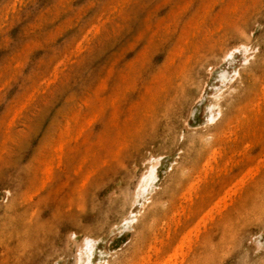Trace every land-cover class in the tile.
I'll use <instances>...</instances> for the list:
<instances>
[{
	"label": "rangeland",
	"instance_id": "obj_1",
	"mask_svg": "<svg viewBox=\"0 0 264 264\" xmlns=\"http://www.w3.org/2000/svg\"><path fill=\"white\" fill-rule=\"evenodd\" d=\"M203 1L204 3L203 5L201 3V6L206 9L202 8L201 10L200 6V10L197 11L200 2ZM212 1L213 0H132L131 2V0H120L118 4L117 0H0V161H2L0 162V216H2L0 217V221H6V225L2 223L3 221L0 223L5 225H1L3 227L2 229L0 228V231L3 230V232L0 233V264H175V262L176 264H242L243 259H240L241 256H239V249L237 246L240 243L239 241L244 240L243 238H245V236H247L248 239L244 248L247 254L253 257V261L249 264H260L259 259L264 256V225H260L256 218L255 220L254 218L250 219L248 211L244 213L242 207H247V203L250 202L249 199H252L251 201L254 199L257 204L262 205V203H264L261 202L264 201V194L260 195V193H264V159L262 160L264 153V131L262 132V130H264V111H262V107L264 108V95H262L263 98L262 96L257 97L258 89L260 90L258 94L259 92L261 93L262 90V93L264 92V88H262V85L264 86V0H215L214 3L217 2L216 4H213ZM109 3L110 6L107 5ZM113 4H116V6H114L117 7L115 10L112 8ZM244 5L245 8L243 7V9L242 6ZM210 7L211 10H209ZM229 8H235V11H230ZM108 9L111 10V13ZM177 10L179 11L177 12ZM203 10L205 11V16H202V14H204ZM106 11H108V14ZM173 12L177 13L173 16ZM195 12H197L200 19L202 17L201 20L199 19L197 21L199 23L203 21V25H206L203 26L205 30L201 29L200 31L202 23L198 24L196 22L195 19H198V16L196 17L197 14ZM215 13H217L216 17L220 16L222 19H220V17H218L219 19L215 18ZM99 16L103 20H101ZM119 16L121 18H119ZM232 16L235 17V19ZM97 17L101 20H99V26L97 25V23L99 24ZM190 18L195 21L191 19V23H189L190 27L187 28L186 24ZM93 19L95 21H92ZM229 19L234 20L229 21ZM89 20L92 22L89 23ZM211 20H213L214 24H212ZM87 22L93 24L89 25ZM94 23L99 27H96L99 30L97 31L98 33L94 32L95 35L89 38V36L92 35L90 32L95 29L94 27L91 28V26H95ZM121 23L123 24L120 25ZM173 23H176V26ZM196 23L198 24L199 31L196 28ZM110 25H112V27ZM113 25L116 26V29ZM191 25L194 26V29ZM213 25L216 26L213 27ZM88 27H90V29ZM104 27L106 29H104ZM102 28L103 31H101ZM184 28L191 31H187V34ZM82 29H84V32L88 30L86 31L87 33L85 32V34H83V31H81ZM163 29H165V31ZM168 31L171 32V34H169ZM205 31L209 33H205ZM101 34L103 35L102 38ZM168 34L170 36H168ZM161 35L163 36L161 37ZM242 35L246 37L249 36V39L247 38L248 41H246V37L243 39ZM84 36L89 39H84ZM188 36L194 40L188 39ZM105 37H108V39ZM109 37L111 38L109 39ZM185 38H187L188 41L184 40ZM197 39L198 41H196ZM76 43L78 45L80 44L77 47V51L80 49L78 51L80 53L78 54L75 50V55V53H73V48L77 45ZM185 43L187 46L185 45L184 47ZM84 44L87 45L85 46ZM178 44H183L181 47L183 49L177 48L180 46H178ZM198 44H201L200 47ZM175 45H177V47ZM233 48L238 49V51L232 50ZM72 49V55L69 56ZM86 49L88 51H86ZM182 51H189V53L186 55V53ZM64 53H67L66 57L69 56L67 57L68 60L67 58L65 59ZM80 54L83 55V57ZM225 54H229L230 58ZM183 55L185 56V61L188 62H184ZM62 57L63 61H67H62L65 64L61 62L59 67L58 65ZM80 58L81 60H78ZM222 58L226 59L222 61ZM179 60L181 61L179 62ZM242 60L245 61V63H242ZM178 62L181 66H179ZM61 64L63 65L61 66ZM173 65L176 66L173 67ZM53 66H55L54 68L57 70L58 67L61 69L56 73L54 69L51 72ZM221 71L226 72L227 77L225 81L219 76ZM43 72L46 79L42 74ZM53 73L56 75H53ZM47 77L49 79H54V81L50 82ZM232 77H234V79H232ZM43 79L49 81L41 82ZM59 79L61 80L59 81ZM189 81L192 85L196 83L193 85L194 87L190 85ZM38 82L43 84L40 85ZM48 82L50 83L48 84ZM45 83L47 85H45ZM197 84L199 86H197ZM233 84L234 87H232ZM186 85L188 86L187 88H185ZM36 86L38 88H36ZM189 86H191V89ZM255 86H257V89ZM195 89L197 90L194 91ZM181 92L183 94L180 95ZM26 96L31 97L28 99ZM169 96L173 99L169 98ZM177 96L180 98H177ZM214 96L218 97V99L214 98ZM25 97L27 100H25ZM252 97L256 98L255 100L257 101L260 97L258 102H263L257 104L255 103L257 101H254V98L252 100ZM91 98H93V101ZM177 99L179 101L178 103ZM112 100L113 102H111ZM182 100L185 102H182ZM25 101H27V103H25ZM250 103L252 104L251 106L249 105ZM90 105H92V110L91 108L88 109ZM213 105H215V107L218 106L215 108ZM22 106L24 107L22 108ZM210 106L211 108H209ZM252 106L257 108L251 109ZM19 108H21V111ZM248 109H250L249 112ZM257 109L261 112V114H259L261 115V119L259 120L263 122H259L261 124L260 126L257 123L259 116H257ZM241 111H247L246 113L252 115L249 116L247 114V116H249L247 117L245 115L246 113H244L243 116L246 117L244 118ZM16 112L18 113L16 114ZM217 113L219 115H217ZM74 114L75 117L73 116ZM91 114L93 115L90 116ZM103 114H105V116H103ZM100 116H103L101 118L104 119L105 122L101 120ZM66 117H68V119ZM92 117L96 118L93 119ZM208 117L212 118L211 121L214 122H208V120H210ZM253 117L254 120L252 121ZM12 118H14V121L11 123L10 121ZM76 118L79 120H75L74 122L73 120ZM107 118L112 121V124L108 122L109 120ZM247 118H251V124L247 121ZM65 119H67L69 124L67 129L65 125L67 121H65ZM8 122L9 124L7 125ZM236 122L238 126H236ZM244 124L249 127L250 125H255L252 129L246 126V129H248L245 133ZM115 125L118 127L117 129ZM8 126L10 131L7 129ZM119 126H121L122 129ZM167 126H169V129L166 128ZM226 126L228 129H226ZM257 126L261 128V131ZM80 127H84L82 131ZM105 127H108L107 130ZM237 127L238 129L236 132L233 128L236 129ZM58 128H60L64 134L61 135L62 131ZM230 128L232 129L230 130ZM72 129H75V132ZM103 129H105L107 133L105 130L103 131ZM12 130L14 132H12ZM64 130L68 131L66 132ZM112 130L118 134L116 135ZM227 130L231 132L233 130L234 135H232L233 132L231 133L229 131L230 135L229 132H226ZM241 130H243L244 134ZM260 132L263 135H261ZM223 133L230 135L229 137L231 139L228 135L225 137V134L223 139ZM59 134L62 138H60ZM246 134L247 136H245ZM136 135H139V138L135 139ZM242 135L245 136L244 138L247 137L248 139H243ZM53 138L55 139L52 140ZM59 138L63 140L60 142ZM217 138L220 141L223 139L222 141L225 142L224 144H227V146L221 142V145L223 144L225 146L223 147L222 145V148L219 146L220 143L217 142L220 149L218 147L212 149L217 146L215 145V141L218 140ZM199 139L201 140L199 141ZM233 139H235V141ZM17 140L19 141L17 142ZM110 140L111 143L113 140H116L115 143H112L113 146H111L112 144L110 145ZM164 140L166 141L164 142ZM229 140L232 142H229ZM54 141H57V143ZM62 141H64L65 144L61 146L58 145L62 143ZM2 142L4 144H2ZM79 142H81V144ZM233 142H236L234 143L235 145H233ZM241 142L244 143L246 147ZM51 143H55L53 145L55 147H53ZM199 143L201 145H199ZM212 143H215V146H212ZM102 144L104 145L103 149ZM73 145L74 148L76 146L80 149L77 150L75 148L76 151L74 150L72 152L70 151L72 149H70L68 151L69 154L67 151L65 152L67 147H73ZM237 145L242 147L239 148ZM59 146L62 149L58 150ZM110 148L112 149L110 150ZM233 148H235V152ZM189 149H191V151H189ZM218 149L221 150V155L218 153ZM54 150L56 152H54ZM209 150H212V152L214 151V153L216 152V154L213 155L216 159H213L212 152ZM238 150H241L243 154L241 152L239 153ZM123 152L126 155L123 154L124 156H121ZM206 152L208 153L207 156H210L206 157ZM51 153L56 156L49 155ZM84 153H86L87 156ZM223 153H225V155ZM234 153L235 155H233ZM236 153H239L240 156ZM231 154L234 157H230L232 161L230 160L231 162H227ZM43 155L45 157L48 155V157L45 158ZM95 155L96 158L94 157ZM41 156L42 161H38ZM223 156H227L226 168L223 167L225 166V158L223 159ZM54 157L55 159L57 157V159H53ZM122 157H124V159ZM209 157H212L211 160ZM65 158L67 159L66 162ZM74 158L78 160L76 159L74 161ZM151 158L155 161L150 160ZM207 158L211 161L212 170H210V162H207L208 166L205 168V159ZM258 158H260L261 161H257L259 160ZM157 160L159 161L158 163ZM255 160L258 162V169L254 164L256 163ZM45 161L46 164L41 163ZM122 161H124V163ZM149 161L152 162L149 163ZM204 161L205 165L203 164ZM49 162H51L50 164L52 166L48 164ZM73 162L78 163L77 166L73 164L74 168L72 170L73 166L71 167V165ZM252 162H254V165ZM84 164L85 166H83ZM87 164H90V167ZM156 164L157 166L155 168L154 165ZM178 164L180 168H184L179 170L180 168L178 169L177 167V171L175 167ZM249 164L254 166V169H252V166ZM150 165L154 166L156 175V178L149 188L150 191L148 189L145 191L146 193L144 192L145 194L143 193V196L135 197V193L140 187V179L143 175L147 174V171L151 167ZM201 165H204L205 170ZM32 166L36 168H32ZM113 166H115V169H113ZM249 166H251L250 170L247 169ZM217 167H219V169L221 168V172L217 171ZM84 168L89 169L86 171ZM101 168H104L103 171L106 173H104ZM35 169L39 170L36 171ZM69 169L72 171H69ZM199 169H202V171L200 172ZM245 169L248 171L249 175L246 174L247 176L245 175V178H243V173H247ZM60 170L63 171L61 172ZM82 170H85V172ZM107 170H110V172ZM203 170L209 173L206 172L207 175L205 174V176ZM251 170L255 172L252 173ZM30 171L33 173L31 172V174ZM45 172H47V178ZM54 172L59 174L56 175ZM102 172L106 175L109 173L108 177H106V175H101L103 174ZM250 173L253 174V177H251ZM63 174H65V176ZM66 174L70 177L67 178L68 176H66ZM82 174L84 175L83 178L81 177ZM197 174H199V177ZM238 175H243V177H239ZM100 176H102L101 178L103 181L99 178ZM204 176L206 177L205 180H203ZM236 176L237 179L242 178L240 181H243L244 185L240 181L239 183L237 179L238 185L234 184ZM77 177L81 179L76 180ZM220 177H222V179ZM194 178L196 180L197 178L200 179V181L197 180V182L200 183L199 185L195 184L197 182H195ZM223 178H225V180ZM92 181L94 183H92ZM192 181H194V183H191ZM213 181L216 183L213 184ZM208 183L209 185H206ZM228 183H233L237 188L235 194L233 192V188L235 189V187L231 186L233 184ZM28 184L30 187L26 186ZM55 184H60V186H58L63 188H59ZM87 185H89V187H86ZM91 185H93V187H91ZM195 185L196 191L195 189L193 191L192 189L193 187L195 188ZM239 185L241 188H238ZM183 186H187L189 191L187 193L185 192L186 194L184 193L185 196L183 195L185 200L182 195V197L179 196L182 194V190L186 188ZM227 186H229V189H232V191H230L234 195L230 194L231 192L229 190H225L228 188ZM230 186L232 188H230ZM25 187H28L27 190L30 188L32 189L27 191ZM56 187L59 189H55ZM221 187L223 189H221ZM261 187L263 188L261 189ZM218 188L222 191L220 189L218 190ZM23 189L26 190V193L21 192L24 191ZM83 189L84 192H82ZM47 190H50V192L47 193ZM185 190L187 191V189ZM216 190L218 192H223L225 190V192L221 195L222 193L220 194L216 192ZM252 190L255 192H252ZM209 191L210 193H208ZM227 191H229L230 196L227 195ZM19 192H21L22 195H20ZM78 192L82 193L78 194ZM212 192H214V194ZM55 193L59 194L55 196ZM224 193H226L227 196H225ZM45 194H47L46 197H42ZM61 194L65 196L62 195L60 199L59 196ZM193 194H197V196ZM219 194L221 195L220 201L224 200L222 196H229L228 199H225L226 202L224 200V205L229 202L230 199L232 202H230V204L227 203L226 206L221 208L218 204L223 206V204H221L222 202H217L219 200ZM250 194L253 195L251 196ZM204 195H211L212 197L207 196V199H204L206 198ZM258 195H260L262 199L260 196L258 197ZM71 196L72 198L70 199ZM190 196L192 199H190ZM249 196L251 197L249 198ZM185 197H187V199ZM188 197L191 200V205L189 204L190 200ZM196 197L200 202L193 199ZM38 198L41 199L40 202H38ZM255 198L257 200L260 198V200L257 201ZM209 199L212 207L214 204H217L216 206L220 208V212L217 213L215 206L211 215H209L210 212L208 213V217L207 214H205L207 208L208 211H210L209 209L212 211ZM187 200H189V202ZM58 201L59 203L62 202V204L65 203L61 205ZM162 201L164 202L157 205ZM185 201H187L189 205H186L187 202ZM195 201L199 208L197 205L193 206ZM213 201H216V203H213ZM182 202L183 204L179 207V204ZM10 203L12 204L10 205ZM153 203L154 206L156 205V208L149 213L150 209L154 208V206H152ZM172 203L173 205L175 203L179 208H176L175 205L173 206ZM204 204L205 206L207 205V207H205ZM9 205L12 207V210ZM171 205L173 210H175V207L179 213H177L176 210L172 212ZM183 205L185 206L184 208L187 207L189 210L186 208L188 212L184 211V216L182 217L181 209ZM15 206H17L16 209ZM230 206H232V208L227 210ZM5 207L6 209H4ZM58 208L60 210H58ZM124 208L126 211L129 210L135 213L134 219L130 221L131 225H128L129 222H125L122 216H120L121 214L119 212ZM255 210L257 209L255 208ZM167 211L172 213L169 214ZM56 212L57 214H55ZM158 212L160 213L157 214ZM236 212H238V214ZM63 213L66 214L65 217ZM173 213H176V215L180 217L174 216ZM193 213H197V215H193ZM202 213L206 216H202ZM212 213H215V215L213 216ZM230 213L231 215H229ZM188 214L189 217L187 216ZM59 215H62V219ZM245 215L249 218L245 217ZM24 216H26L27 219ZM252 216L254 217V214ZM59 218L61 220H59ZM72 218L76 219L74 220ZM169 218L170 220L172 219L173 224H171ZM24 219L28 222L26 223ZM175 219H178V221ZM9 220H11V223L7 222ZM15 223H18V225ZM168 223L170 226H168ZM192 223L194 225H191ZM205 224L206 229L202 227ZM182 225L183 227H181ZM223 225L228 228L226 229ZM237 225L241 227H237ZM18 226L22 229L21 232L19 231L21 229H15ZM22 227H24V229ZM167 227H169L168 230ZM243 227L244 229L241 230ZM98 228H100V230ZM180 228L184 230H180ZM188 228L192 230L199 229V231H196L198 239L195 238L194 231L191 232L194 236L193 234L190 235L193 241L191 244L189 243V245L186 242V238L189 239L188 237L191 230L188 231ZM27 229H29V231L26 232ZM173 231H175L176 234H173ZM184 231L188 232L185 233ZM183 233L185 234L184 236H182ZM202 234L204 236H202ZM72 235L75 236L72 237ZM166 235H168V237H166ZM185 236L187 237L185 238ZM181 237L185 238V241L182 242L184 243V245H182L183 249L180 245L182 244L180 241L183 240ZM85 238L93 239L92 263L84 262L85 250L83 251V248L85 249ZM159 239H163L162 241L160 240L163 244L158 242ZM196 239L197 241L194 242ZM221 241L222 244L220 243ZM153 245L154 247L152 248ZM176 245H180L179 247L182 250L179 248V252L176 253L177 258H175L176 256L174 255V259L171 251L173 248L171 247L176 249ZM219 245L221 246L219 247ZM188 246L190 247V251H188ZM210 246L212 249H209L211 248ZM156 248L159 249H157L159 252L156 251ZM222 249L224 251H222ZM186 251L189 253L187 254ZM77 252L80 253L79 255L81 256L75 254ZM171 253L172 256L169 257ZM182 253L188 256L185 257ZM180 255L184 258V261H181L182 258ZM208 255L212 257L208 258ZM77 260L81 261L79 262Z\"/></svg>",
	"mask_w": 264,
	"mask_h": 264
},
{
	"label": "bare ground",
	"instance_id": "obj_2",
	"mask_svg": "<svg viewBox=\"0 0 264 264\" xmlns=\"http://www.w3.org/2000/svg\"><path fill=\"white\" fill-rule=\"evenodd\" d=\"M117 1H118V4H119V1H120V0H117ZM214 1H215V0L212 1L213 4H216L217 2L214 3ZM216 1H217V0H216ZM218 1H219V0H218ZM248 1H249V0H248ZM254 1H255V0H254ZM131 2H132V0H131ZM134 2H136V1H134ZM222 2H223V1H222ZM244 2H245V1H244ZM110 3H111V2H110ZM110 3L107 4V5L110 6ZM201 3H202V5H203L204 1H203V2H200L199 9H198V7H197V11L200 10ZM220 3H221V2H220ZM242 3H243V2H242ZM245 3H246V2H245ZM252 3H253V2H252ZM118 4H117V5H118ZM222 4H223V3H222ZM248 4H250V3H248ZM248 4H247V5H248ZM111 5H112V4H111ZM190 5H191V4H190ZM190 5H189V6H190ZM225 5H228V4H225ZM247 5H246V6H247ZM114 6H116V4H115V5L113 4V6H112V8H114V10H115V8H117V7H114ZM208 6H209V5H208ZM208 6H207V7H208ZM211 6H212V5H211ZM130 7H132V6H130ZM230 7H231V6H230ZM234 7H235V5H234ZM239 7H240V6H239ZM243 7L245 8V5L242 6V8H243ZM112 8H111V10H112ZM119 8H120V7H119ZM202 8H204V7L201 6V10H202ZM235 8H236V7H235ZM235 8H234V9H235ZM244 8H243V9H244ZM132 9H133V8H132ZM173 9H174V8H173ZM176 9H177V8H176ZM204 9H206V8H204ZM207 9H208V8H207ZM229 9H230V11H231V10H234V9H231V8H229ZM229 9H228V10H229ZM238 9H239V8H238ZM111 10L108 9V11H109L110 13H111ZM126 10H127V9H126ZM171 10H172V7H171ZM209 10H211V7H210ZM226 10H227V8H226ZM108 11H106L107 14H108ZM124 11H125V8H124ZM178 11H179V10H177V12H178ZM203 11H204V10H203ZM206 11H208V10H206ZM230 11H229V13H230ZM234 11H235V10H234ZM238 11H240V10H238ZM106 12H105V13H106ZM112 12H113V11H112ZM126 12H127V11H126ZM128 12H129V10H128ZM177 12H175V13H177ZM180 12H181V11H180ZM208 12H209V11H208ZM208 12H207V13H208ZM225 12H227V11H225ZM105 13H104V14H105ZM175 13L173 12V16H174ZM185 13H186V12H185ZM195 13L197 14V12H195ZM203 13H204V14H202V16H203V15L205 16V11H204ZM104 14H103V15H104ZM179 14H180V13H179ZM196 14H194V15H196ZM213 14H214V13H213ZM216 14H217V13H215V16H214L215 18L220 17V16H217V17H216ZM226 14H227V13H226ZM109 15H110V14H109ZM194 15H193V16H194ZM176 16H177V15H176ZM197 16H198V14L196 15V17H197ZM200 16H201V15H200ZM178 17H181V16H178ZM232 17H233V16H232ZM99 18H101V17L99 16ZM99 18L97 17V20H98V21L100 20ZM104 18H105V16H104ZM119 18H121V17L119 16ZM119 18H118V19H119ZM193 18H194V17H193ZM207 18H208V17H207ZM212 18H213V16H212ZM226 18H227V17H226ZM233 18L235 19V17H233ZM107 19H108V15H107ZM191 19H192V18H190L189 21H188L187 24H186V25H187V28L190 27L189 23H191V21H190ZM199 19H200L199 16H198V19H197V18L195 19L196 22H197L198 24H200V23L203 22V21H202V22L200 21V23H199V22L197 21V20H199ZM201 19H202V17H201ZM201 19H200V20H201ZM209 19H211V18H209ZM218 19H219V18H218ZM220 19H222V18L220 17ZM234 19H229V21H230V20H234ZM97 20H96V21H97ZM101 20H103V19L101 18ZM101 20H100V21H101ZM111 20H112V19H111ZM176 20H177V18H176ZM192 20L195 21L194 19H192ZM205 20H206V18H205ZM213 20H214V18H213ZM213 20H211V21H212V24H214ZM223 20H224V19H223ZM223 20H222V21H223ZM89 21H90V20H89ZM89 21H88V22H89ZM92 21H95V20L93 19ZM92 21H90L89 23H91ZM98 21H97V22H98ZM100 21H99V24L97 23L98 26L100 25ZM121 21H122V20H121ZM123 21H124V19H123ZM123 21H122V22H123ZM177 21H178V20H177ZM193 21H192V22H193ZM220 21H221V20H220ZM88 22H87V23H88ZM102 22H103V21H102ZM112 22H113V21H112ZM115 22H116V21H115ZM117 22H119V21H117ZM215 22H216V21H215ZM89 23H88V24H89ZM107 23H108V22H107ZM193 23H194V22H193ZM197 23H196V25H197L196 28H197V30L199 31V29H198L199 27H198V24H197ZM88 24H87V25H88ZM92 24H93V23H92ZM92 24H89V25H92ZM114 24H115V23H114ZM122 24H123V23H121L120 25H122ZM125 24H126V22H125ZM128 24H129V23H128ZM173 24H174V23H173ZM175 24H176V23H175ZM175 24H174V25H175ZM203 24H204V23H202V26H201L202 28L200 27V31H201V29H204L203 26H206V25H203ZM218 24H220V23H218ZM94 25H95V26H91V28H92V27L95 28V29L93 28L95 31L92 30L93 33H94V32H97V31L99 30V29H98L99 27H98L95 23H94ZM108 25H109V24H108ZM115 25H116V24H115ZM115 25H113V27H114ZM117 25H118V23H117ZM120 25H119V26H120ZM192 25H193V24H192ZM192 25H191V27H193V29H194V26H192ZM194 25H195V24H194ZM105 26H106V25H105ZM110 26L112 27V25H110ZM125 26H126V25H125ZM165 26H166V25H165ZM165 26H164V27H165ZM175 26H176V25H175ZM175 26H174V27H175ZM210 26H211V25H210ZM215 26H216V25H213V27H215ZM85 27H86V26H85ZM96 27H98V28H96ZM117 27H118V26H117ZM167 27H168V26H167ZM185 27H186V26H185ZM220 27H221V26H220ZM220 27H219V28H220ZM88 28L90 29V27H88ZM88 28H87V29H88ZM119 28H121V27H119ZM123 28H124V27H123ZM172 28H173V27H172ZM187 28H186V29L184 28V30H185L186 32L188 31ZM89 29H88V30H89ZM96 29H97V30H96ZM104 29H106V28L104 27ZM115 29H116V26H115ZM174 29H175V28H174ZM189 29H190V28H189ZM193 29H192V30H193ZM83 30H84V29H82L81 31H83ZM88 30H85V32L88 31ZM108 30H109V29H108ZM121 30H122V29H121ZM163 30L165 31V29H163ZM169 30H170V29H169ZM172 30H173V29H172ZM195 30H196V29H195ZM195 30H194V31H195ZM204 30H205V29H204ZM206 30H207V29H206ZM92 31L90 32L92 35H91L90 33H88V34L91 35V36H89V38L95 35V33L93 34ZM101 31H103V28H102ZM122 31H123V30H122ZM170 31H171V30H170ZM189 31H191V30H189ZM189 31H188V32H189ZM202 31H203V30H202ZM213 31H216V30H213ZM85 32L83 31L82 33L85 34ZM108 32H110V31H108ZM113 32H114V30H113ZM116 32H117V30H116ZM172 32H173V31H172ZM183 32H184V31H183ZM188 32H187V34H188ZM206 32L209 33L208 31H205V33H206ZM210 32H211V31H210ZM79 33H80V31H79ZM82 33H81V34H82ZM86 33H87V32H86ZM97 33H98V32H97ZM111 33H112V32H111ZM111 33H110V34H111ZM168 33L171 34V32H169V31H168ZM192 33H193V32H192ZM192 33H191V34H192ZM241 33H242V34H245V33H243V32H241ZM106 34H107V33H106ZM108 34H109V33H108ZM160 34H161V33H160ZM162 34H164V33H162ZM169 34H168V36H170ZM200 34H201V32H200ZM79 35H80V34H79ZM104 35H105V34H104ZM112 35H114V34H112ZM112 35H111V36H112ZM192 35H193V34H192ZM194 35H195V34H194ZM202 35H203V32H202ZM202 35H201V36H202ZM233 35H234V34H233ZM245 35H246V34H245ZM245 35H242V38H243V39L246 37ZM77 36H78V35H77ZM85 36H88V35H85ZM85 36L83 37L84 39L87 38V37H85ZM102 36H103V35L101 34V38H102ZM117 36H118V35H117ZM162 36H163V35H161V37H162ZM168 36H167V37H168ZM203 36H204V35H203ZM211 36H212V35H211ZM235 36H236V35H235ZM79 37H80V36H79ZM79 37H78V38H79ZM98 37H99V36H98ZM119 37H120V36H119ZM164 37H165V36H164ZM189 37H190V36H188V39H192V38H189ZM191 37H192V36H191ZM248 37H249V36H247V37L245 38L246 41H248V39H249ZM89 38H87V40H88ZM105 38H106V37H105ZM110 38H111V37H109V39H110ZM114 38H115V37H114ZM183 38H184V37H183ZM247 38H248V39H247ZM84 39H83V40H84ZM106 39H108V37H107ZM188 39L185 38L184 40H187V41H188ZM198 39H199V38H198ZM198 39H197L196 41H198ZM200 39H201V37H200ZM209 39H210V37H209ZM209 39H208V40H209ZM79 40H80V38H79ZM79 40H78V41H79ZM192 40H194V39H192ZM201 40H202V39H201ZM208 40H207V41H208ZM78 41H77V42H78ZM93 41H94V40H93ZM98 41H100V40H98ZM190 41H191V40H190ZM81 42H82V41H81ZM84 42H86V41H84ZM88 42H89V41H88ZM102 42H103V40H102ZM102 42H101V43H102ZM183 42H184V41H183ZM183 42H181V43H183ZM185 42H186V41H185ZM176 43H177V42H176ZM181 43H180V44H181ZM186 43H187V42H186ZM186 43L184 44V47H185ZM201 43H202V41H201ZM242 43H243V42H242ZM76 44H77V43H76ZM180 44H178V46H179ZM204 44H205V42H204ZM206 44H207V43H206ZM79 45H80V44H79ZM79 45L77 44V45L73 48V49H74V52H73V49H72V51H70L69 56L72 55V54H71L72 52L75 53V52L77 51V49H78L77 47H78ZM84 45L86 46L87 44H84ZM88 45H89V44H88ZM182 45H183V44H182ZM182 45H180L179 47H177V45H175V46H176L177 48H181ZM198 45H199V44H198ZM200 45H201V44H200ZM200 45H199V47H200ZM186 46H187V45H186ZM193 46H194V45H193ZM202 46H203V45H202ZM83 47H84V46H83ZM190 47H191V46H190ZM190 47H188V48H190ZM237 47H238V46H237ZM242 47H243V45H242ZM242 47H241V48H242ZM88 48H89V47H88ZM243 48H244V47H243ZM248 48H249V46H248ZM248 48H247V49H248ZM256 48H257V47H256ZM175 49H176V48H175ZM181 49H183V48H181ZM200 49H201V48H200ZM244 49H245V48H244ZM247 49H246V51H247ZM75 50H76V51H75ZM79 50H80V49H79ZM79 50H78V51H79ZM176 50H177V49H176ZM179 50H180V49H179ZM186 50H188V49H186ZM228 50H229V49H228ZM230 50H231V49H230ZM232 50H234V51H238V49H234V48H233ZM78 51H77V52H78ZM82 51H83V50H82ZM86 51H88V50L86 49ZM192 51H193V50H192ZM192 51H191V53H192ZM244 51H245V50H244ZM246 51H245V52H246ZM182 52H183V51H182ZM79 53H80V52H78V54H79ZM174 53H175V52H174ZM183 53H186V55H187V53H189V51H188V52L185 51V52H183ZM204 53H205V52H204ZM207 53H208V52H207ZM228 53H229V52H228ZM238 53H239V52H238ZM242 53H243V52H242ZM66 54H67V53H66ZM66 54L64 53L65 59H66L67 57H69V56L66 57ZM75 55H76V53H75ZM80 55H81V54H80ZM175 55H176V54H175ZM184 55H185V54H184ZM184 55H183V60H184V62H188V61H185V59H184L185 56H184ZM191 55H192V54H191ZM202 55H203V53H202ZM225 55H227V56L230 58V55H229V54H225ZM64 56H63V57H64ZM81 56L83 57V55H81ZM203 56H204V55H203ZM227 56H226V58H227ZM231 56H232V55H231ZM63 57L61 58L62 60L60 59L59 65H58V63H57L58 61L56 62L57 65H58L59 67H60V63L63 61ZM201 57H202V56H201ZM223 57H224V56H223ZM250 57H251V56H250ZM78 58H79V57H78ZM204 58H205V57H204ZM226 58H222V61H223V59H226ZM243 58H244V57H243ZM76 59H77V58H76ZM67 60H68V58H67ZM67 60H65V61H67ZM78 60H81V58L78 59ZM183 60H182V61H183ZM65 61H63V62H65ZM180 61H181V60H179V62H180ZM200 61H201V60H200ZM246 61H247V59H246ZM63 62H62V63H63ZM179 62H178V64H179V66H181ZM198 62H199V61H198ZM242 63H245V61L242 60ZM246 63H248V62H246ZM260 63H261V61H260ZM63 64H65V63H63ZM63 64H61V66H62ZM182 64H184V63H182ZM198 64H199V63H198ZM200 64H201V63H200ZM176 65H177V64H176ZM176 65H173V67L176 66ZM54 67H55V66L52 67L51 72H52L53 69H54V72L56 73L58 70L61 69V68L59 69V67H58V70H57V69L54 68ZM192 68H193V67H192ZM55 70H56V71H55ZM208 70H209V69H208ZM196 72H197V71H196ZM55 73H53V75H54ZM59 73H60V72H59ZM66 73H67V72H66ZM236 73H237V72L235 71V74H236ZM42 74L44 75V72H43ZM42 74H41V75H42ZM63 74H64V73H63ZM233 74H234V73H233ZM235 74H234V75H235ZM55 75H56V74H55ZM195 75H196V74H195ZM236 75H237V74H236ZM49 76H50V75H49ZM219 76H220L221 79L224 80V81H225V79H226V77H227L225 71H221ZM229 76H230V75H229ZM40 77H42V76H40ZM44 77H45V75H44ZM44 77H42V78H44ZM50 77H51V76H50ZM193 77H195V76H193ZM54 78H55V77H54ZM39 79H40V78H39ZM39 79H38V81H39ZM45 79H46V77H45ZM45 79H43L44 81L41 80V82H47V81H49V80H50V82H51V81H54V79H52V78L49 79L48 77H47V79H49V80H46V81H45ZM191 79H192V77H191ZM191 79H190V81L192 82ZM232 79H234V77H232ZM60 80H61V79H59V81H60ZM194 80H195V79H194ZM222 80H220V81H222ZM190 81H189V83H190ZM199 81H200V79H199ZM41 82H38V83H40V85H42L43 83L41 84ZM50 82H48V84H49ZM62 82H63V81H62ZM196 82H197V81H196ZM263 82H264V80H263ZM38 83H37V84H38ZM58 83H60V82H58ZM222 83H223V82H222ZM187 84H188V83H187ZM195 84H196V83H195ZM195 84L193 83V85H195ZM45 85H47V84L45 83ZM188 85H189V84H188ZM190 85H191L192 87H194V86L192 85V83H190ZM222 85H223V84H222ZM191 86H189V88H190ZM197 86H199V85L197 84ZM204 86H205V85H204ZM260 86H261V85H260ZM260 86H258V87H260ZM187 87H188V86L186 85L185 88H187ZM195 87H196V86H195ZM232 87H234V84L232 85ZM253 87H254V86H253ZM256 87H257V86H255V88H256ZM36 88H38V87L36 86ZM199 88H200V87H199ZM199 88H198V89H199ZM262 88H264L263 85H262ZM34 89H35V88H34ZM190 89H191V88H190ZM190 89H189V91H190ZM256 89H257V88H256ZM192 90H193V89H192ZM196 90H197V89H195L194 91H196ZM214 90H215V89H214ZM261 90H262V89H261ZM34 91H35V90H34ZM38 91H39V90H38ZM47 91H48V90H47ZM258 91H260V90H259V89L257 90V97H258V96H262V95H264V92L262 93L263 90L261 91L262 94L259 92V94H261V95L258 94ZM30 92H31V91H30ZM182 92H183V91H182ZM182 92L180 93V95L183 94ZM202 92H203V90H202ZM32 93H33V92H32ZM32 93H31V94H32ZM31 94H30V95H31ZM46 94H47V92H46ZM27 95H29V94H27ZM32 95H33V94H32ZM42 96H43V95H42ZM26 97H28V96H26ZM26 97H25V100H27ZM29 97H31V96H29ZM29 97H28V99H29ZM186 97H187V96H186ZM218 97H219V95H218ZM218 97L214 96V98H216V99H218ZM255 97H256V96H255ZM169 98H171V97L169 96ZM177 98H180V97L177 96ZM181 98H182V97H181ZM184 98H185V95H184ZM188 98H189V97H188ZM188 98H186V99H188ZM253 98H254V97H252V100H253ZM262 98H263V96H262ZM38 99H39V98H38ZM92 99H93V98H91V100H92ZM171 99H173V98H171ZM182 99H183V98H182ZM255 99H256V98H254V101H257V100H255ZM259 99H260V97L258 98V101H259ZM39 100H40V99H39ZM120 100H121V99H120ZM158 100H159V99H158ZM92 101H93V100H92ZM92 101H91V103H92ZM107 101H108V100H107ZM249 101H250V100H249ZM258 101L255 102V103H257V104H258V103L261 104V103L263 102V101H262V102H258ZM111 102H113V100H112ZM178 102H179V101H178V99H177V103H178ZM182 102H185V101L182 100ZM25 103H27V101H25ZM106 103H107V102H106ZM252 103H253V102H252ZM255 103H253V104H255ZM92 104H93V103H92ZM174 104H175V103H174ZM257 104H255V105H256L257 107H259ZM93 105H94V104H93ZM114 105H115V104H114ZM179 105H180V104H179ZM249 105L251 106L252 104L250 103ZM91 106H92V105H90V107H88V109L91 108V110H92V107H91ZM107 106H108V105H107ZM174 106H175V105H174ZM211 106H212V105H211ZM211 106H210L209 108H211ZM217 106H218V105H217ZM217 106H216V107H217ZM23 107H24V106H22V108H23ZM179 107H180V106H179ZM213 107H215V105H213ZM216 107H215V108H216ZM257 107L252 106L251 109H253V108H257ZM247 108H248V107H247ZM247 108H246V110H247ZM249 108H250V107H249ZM19 109H20V111H21V108H19ZM172 109H173V108H172ZM206 109H207V108H206ZM213 109H214V108H213ZM262 109H263L262 111H264V108H263V107H262ZM218 110H219V109H218ZM257 110H258V109H257ZM20 111H19V112H20ZM32 111H33V110H32ZM176 111H177V110H176ZM249 111H250V109H248V112H249ZM207 112H208V111H207ZM210 112H211V110H210ZM241 112H242V111H241ZM246 112H247V111H246ZM246 112L243 111V112H242V113H243L242 116H243L244 113H246ZM255 112H256V111H255ZM259 112H260V110H258V114H257V116H258L259 114H261V112H260V113H259ZM17 113H18V112H16V114H17ZM215 113H216V112H215ZM218 113H219V112H218ZM218 113H217V115H219ZM32 114H33V113H32ZM32 114H31V115H32ZM72 114H73V113H72ZM76 114H77V113H76ZM94 114H95V113H94ZM115 114H116V113H115ZM139 114H140V113H139ZM208 114H210V113H208ZM211 114H212V113H211ZM240 114H241V113H240ZM247 114H248V113H246L245 115L247 116ZM263 114H264V113H263ZM92 115H93V114H91L90 116H92ZM95 115H96V114H95ZM248 115H249V114H248ZM251 115H252V114H251ZM251 115H249V116H251ZM70 116H71V115H70ZM73 116L75 117V114H74ZM103 116H105V114H103ZM103 116H100V118L103 117ZM107 116H108V115H107ZM110 116H111V115H110ZM110 116H109V117H110ZM211 116H212V115H211ZM249 116H247V117H249ZM253 116H254V115H253ZM262 116H263V115H262ZM64 117H65V116H64ZM109 117H108V118H109ZM174 117H175V116H174ZM216 117H217V116H216ZM216 117H214V118H216ZM243 117H244V116H243ZM263 117H264V116H263ZM263 117H262V118H263ZM14 118H15V117H14ZM14 118L11 119V121H10L11 123L14 121ZM24 118H25V117H24ZM66 118L68 119V117H66ZM77 118H78V117H77ZM77 118L74 119L73 121L75 122V120H77ZM92 118L95 119L96 117H95V118L92 117ZM108 118H107V119H108ZM240 118H241V117H240ZM244 118H246V117H244ZM26 119H30V118H26ZM67 119H65V121H67ZM208 119H210V120H208ZM208 119H207L208 122H210V123L214 122V121H211L212 118H209V117H208ZM256 119H257V118H256ZM259 119H261V115L258 116V122H257L258 125L260 126V125H261L260 123H261L262 121H260ZM78 120H79V119H78ZM78 120H77V121H78ZM101 120L104 121V119H102V118H101ZM108 120H109V121H108ZM108 120H107V121L110 122V123L112 124V121H111L110 119H108ZM215 120H216V119H215ZM250 120H251V118H250V119L247 118V121L251 124ZM253 120H254V117L252 118V121H253ZM262 120H263V119H262ZM25 121H26V120H25ZM227 121H228V120H227ZM239 121H240V119H239ZM239 121H238V123H239ZM69 122H70V120H69ZM104 122H105V121H104ZM108 122H107V123H108ZM229 122H230V121H229ZM259 122H260V123H259ZM263 122H264V121H263ZM263 122H262V123H263ZM11 123H10V125H11ZM17 123H18V122H17ZM66 123H67V124H66ZM66 123H65V125H66L67 127H66V126H65V127H66V129H67V128H68V125H69V124H68V121H67ZM82 123H83V122H82ZM82 123H80V124H82ZM84 123H85V122H84ZM210 123H208V124H210ZM236 123H237V122H236ZM238 123H237L236 126H238ZM241 123H242V122H241ZM254 123H255V122H254ZM8 124H9V122L7 123V125H8ZM62 124H63V123H62ZM62 124H61V126H62V128H63V125H62ZM73 124H74V123H73ZM73 124H72V125H73ZM170 124H171V123H170ZM226 124H227V122H226ZM25 125H26V124H25ZM70 125H71V124H70ZM105 125L108 126L107 124H105ZM172 125H173V124H172ZM244 125H245V124H244ZM244 125H243V126H244ZM254 125H255V124H253L252 126L250 125L251 129H252V127H253ZM21 126H22V125H21ZM27 126H29V125H27ZM27 126H26V127H27ZM115 126H116V125H115ZM246 126H248V125H245V126H244V127H245V130H246V131H244L245 133L247 132V129L250 128V127L248 126V128L246 129ZM259 126H257V127H259ZM108 127H109V126H108ZM108 127H107V128H108ZM119 127L121 128V126H119ZM168 127H169V126H167L166 128H168ZM172 127H173V126H172ZM172 127H171V128H172ZM226 127H227V126H226ZM239 127H240V126H239ZM257 127H256V128H257ZM8 128H9V126L7 127V129H8ZM13 128H14V127H13ZM28 128H29V127H28ZM82 128H84V127H80L81 131H82ZM105 128H106V127H105ZM107 128H106V130H107ZM115 128L117 129L118 127L116 126ZM120 128H119V129H120ZM171 128H170V129H171ZM224 128H225V127H224ZM240 128H241V127H240ZM58 129L61 130L60 128H58ZM64 129H65V128H64ZM121 129H122V128H121ZM121 129H120V130H121ZM168 129H169V128H168ZM172 129H173V128H172ZM226 129H228V127H227ZM231 129H232V128H230V130H231ZM237 129H238V127H237L236 129L233 128V130L236 131V132H237ZM259 129H260V131H261V128H260V127H259ZM8 130H9V129H8ZM72 130H74V132H75V129H72ZM104 130H105V129H103V131H104ZM106 130H105V131H106ZM120 130H118V131H120ZM164 130H166V129H164ZM174 130H175V129H174ZM230 130H229V131H230ZM233 130H232V132H233ZM253 130H254V129H253ZM255 130L257 131L258 129H255ZM9 131H10V130H9ZM24 131H25V130H24ZM61 131H62V130H61ZM64 131L67 132L68 130H64ZM81 131H80V132H81ZM112 131H113V130H112ZM118 131H116V132H118ZM136 131H137V130H136ZM167 131H169V130H167ZM220 131H221V130H220ZM229 131L227 130L226 132H229ZM241 131L243 132V130H241ZM241 131H240V133H241ZM251 131H252V130H251ZM251 131H250V132H251ZM258 131H259V130H258ZM263 131H264V130H262V132H263ZM12 132H14V131L12 130ZM113 132L115 133V131H113ZM146 132H147V131H146ZM224 132H225V131H224ZM230 132H231V131H230ZM230 132H229V134H230ZM232 132H231V133H232ZM236 132H235V133H236ZM244 132H243V134H244ZM5 133H6V129H5ZM57 133H58V132H57ZM57 133H56V134H57ZM103 133H104V132H103ZM106 133H107V131H106ZM106 133H105V134H106ZM110 133H111V132H110ZM140 133H141V132H140ZM140 133H139V134H140ZM260 133H261V132H260ZM62 134H64L63 131L61 132V135H62ZM68 134H69V132H68ZM111 134H112V133H111ZM115 134H116V133H115ZM117 134H118V133H117ZM117 134H116V135H117ZM220 134H221V133H220ZM224 134H225V137H227L226 135H228V134H226V133H223V134H222V137L224 136ZM238 134H239V133H238ZM59 135H60V134H59ZM59 135H58V136H59ZM61 135H60V138H62ZM79 135H80V134H79ZM142 135H143V134H142ZM164 135H165V133H164ZM177 135H178V134H177ZM214 135H215V134H214ZM230 135H231V134H230ZM230 135H228V137H229ZM232 135H234V132H233ZM256 135H257V134H256ZM256 135H255V136H256ZM261 135H263V134L261 133ZM19 136H20V135H19ZM22 136H23V135H22ZM63 136H64V135H63ZM118 136H119V135H118ZM133 136H134V135H133ZM136 136H137V135H136ZM136 136H135V139H136V138H139V137H138L139 135H138L137 137H136ZM216 136H217V135H216ZM240 136H241V134H240ZM242 136H243V139L246 140L247 137H246V138H244V137L247 136V134H246L245 136H244V135H242ZM257 136H259V135H257ZM55 137H57V136H55ZM210 137H211V136H210ZM218 137H219V136H218ZM220 137H221V136H220ZM222 137H221V138H222ZM234 137H236V136H234ZM234 137H232V138H234ZM238 137H239V136H238ZM19 138H21V137H19ZM60 138H59V139H60ZM63 138H64V137H63ZM229 138H230V137H229ZM54 139H55V138H53L52 140H54ZM68 139H69V138H68ZM116 139H117V138H116ZM165 139H167V138H165ZM175 139H176V138H175ZM217 139H218V138H217ZM223 139H224V137H223ZM223 139H222V140H223ZM230 139H231V138H230ZM241 139H242V138H241ZM243 139H242V140H243ZM247 139H248V138H247ZM256 139H257V138H256ZM0 140H1V138H0ZM19 140H20V139H19ZM19 140H17V142H18ZM52 140H51V141H52ZM61 140H63V139H60V142H61ZM64 140H65V138H64ZM105 140H106V139H105ZM192 140H193V139H192ZM192 140H191V141H192ZM200 140H201V139H199V141H200ZM215 140H216V138H215ZM215 140H214V141H215ZM218 140H219V139H218ZM218 140L215 141L216 144H215V143H212V144H211L212 146H213L214 144L217 145V146L214 145L215 147H213V148L211 147L212 149H215L216 147H218V143H220V145H219L220 147H222V145L225 143V142H223L222 140H221V141H220V140L218 141ZM233 140L235 141V139H233ZM245 140H244V141H245ZM57 141H58V140H57ZM57 141H54V142L57 143ZM80 141H81V138H80ZM165 141H166V140H164V142H165ZM224 141H225V140H224ZM3 142H4V141H3ZM3 142H2V144H4ZM60 142H59V143H60ZM63 142H64V141H62V143H60V144H58V145L61 146V145L65 144V142H64V143H63ZM106 142H107V141H106ZM113 142L115 143L116 140H115V141L113 140L112 143H113ZM195 142H196V141H195ZM195 142H194V143H195ZM217 142H218V143H217ZM221 142L223 143L222 145H221ZM229 142H232V141L229 140ZM79 143L81 144V142H79ZM112 143H111V140H110V145H111ZM137 143H138V142H137ZM137 143H136V144H137ZM189 143H190V142H189ZM227 143H228V141H227ZM234 143H236V142H233V145H235ZM241 143H242V142H241ZM245 143H246V142H245ZM51 144H52V143H51ZM51 144H50V145H51ZM54 144H55V143H54ZM54 144H52V146H53ZM80 144H79V145H80ZM91 144H92V143H91ZM93 144H97V143H93ZM136 144H135V145H136ZM192 144H193V143H192ZM228 144L230 145V143H228ZM237 144H238V143H237ZM242 144L244 145V143H242ZM251 144H252V143H251ZM251 144H250V145H251ZM13 145H14V144H13ZM17 145H18V144H17ZM50 145H49V146H50ZM79 145H78V146H79ZM99 145H101V144H99ZM117 145H118V144H117ZM188 145H189V144H188ZM193 145H194V144H193ZM193 145H192V146H193ZM199 145H201V144L199 143ZM224 145L227 146V144H224ZM224 145H223V147H225ZM239 145H240V144H239ZM52 146H50V147H52ZM60 146H59L58 150H59V149H62ZM65 146H66V145H65ZM81 146H82V145H81ZM88 146H90V145H88ZM103 146H104V145L102 144V149L104 148ZM111 146H113V144H112ZM237 146H238V145H237ZM244 146L246 147V145H244ZM44 147H45V146H44ZM50 147H49V148H50ZM53 147H55V146H53ZM85 147H86V146H85ZM96 147H97V146H96ZM133 147H136V146H133ZM190 147H191V144H190ZM220 147H218V148L220 149ZM223 147H222V148H223ZM229 147H230V146H229ZM233 147H234V146H233ZM235 147H236V146H235ZM238 147L240 148V147H242V146H238ZM260 147H261V146H260ZM11 148H12V147H11ZM56 148H57V147H56ZM67 148H68V150H67ZM67 148H66L65 152H66V151L68 152L70 149H72V150H70L71 152L74 151L75 148H76L77 150L80 149L79 147L77 148L76 146H75V148H74V145H73V147L70 146V147H67ZM90 148H91V147H90ZM97 148H98V147H97ZM112 148H114V147H112ZM112 148H110V150H111ZM128 148H129V147H128ZM198 148H199V147H198ZM226 148H227V147H226ZM52 149H53V148H52ZM99 149H100V148H99ZM191 149H192V148H191ZM191 149H189V151H191ZM219 149H218V150H219ZM228 149L231 150L230 148H228ZM233 149H234V152H235V148H233ZM236 149H237V148H236ZM9 150H10V149H9ZM42 150H43V149H42ZM56 150H57V149H56ZM96 150H97V149H96ZM96 150H95V151H96ZM229 150H228V151H229ZM241 150H242V148H241ZM241 150H240V151L238 150L239 153L241 152ZM243 150H244V147H243ZM243 150H242V151H243ZM245 150H246V149H245ZM14 151H15V150H14ZM50 151H51V149H50ZM75 151H76V150H75ZM86 151H87V150H86ZM99 151H101V150H99ZM132 151H133V150H132ZM209 151L212 152V150H209ZM220 151H221V150H219L218 153L221 155ZM228 151H227V152H228ZM259 151H260V150H259ZM259 151H258V152H259ZM10 152H11V151H10ZM52 152H53V151H52ZM54 152H56V151L54 150ZM60 152H61V150H60ZM91 152H92V151H91ZM107 152H108V151H107ZM211 152H210V153H211ZM229 152H230V151H229ZM46 153H47V150H46ZM75 153H76V152H75ZM93 153H94V152H93ZM108 153H109V152H108ZM210 153H209V154H210ZM230 153H231V152H230ZM230 153H228V154H230ZM239 153H238V154L236 153V154H237L238 156H240ZM241 153L243 154V152H241ZM7 154H8V153H7ZM56 154H57V153H56ZM68 154H69V152H68ZM72 154H73V153H72ZM84 154L86 155V153H84ZM123 154H124V152L122 153L121 156L126 155V154H124V155H123ZM128 154H129V153H128ZM207 154H208V153L206 152V155H205L206 157L210 156V155L207 156ZM214 154H216V152L214 153V151H213V152H212V156H213ZM219 154H218V155H219ZM223 154L225 155V153H223ZM45 155H46V154H45ZM49 155H52V153L49 154ZM53 155L56 156L55 154H53ZM53 155H52V156H53ZM70 155H71V154H70ZM73 155H74V154H73ZM73 155H72V156H73ZM76 155H77V154H76ZM85 155H84V157H85ZM96 155H97V154H96ZM96 155L94 156L95 158H96ZM109 155H110V153H109ZM220 155H219V156H220ZM233 155H235V153H234ZM233 155H232V154H231V156L228 155V156H229V158H228L229 160L227 159V160H228L227 162H231V161H232L231 159L234 157ZM237 155H236V156H237ZM260 155H261V154H260ZM43 156H44V155H43ZM72 156H69V157H72ZM77 156H78V155H77ZM86 156H87V155H86ZM104 156H105V155H104ZM104 156H103V158H104ZM110 156H111V155H110ZM115 156H116V155H115ZM232 156H233V157H232ZM238 156H237V157H238ZM44 157H45V156H44ZM47 157H48V155H47L45 158H47ZM57 157H58V155H57ZM57 157H56V159H57ZM73 157H74V156H73ZM73 157H72V158H73ZM88 157H89V156H88ZM91 157H92V156H91ZM94 157H93V158H94ZM106 157H107V156H106ZM125 157H127V156H125ZM214 157H215V156H213V159H216V158H214ZM226 157H227V156H226ZM226 157H224V156L222 157L223 159L225 158V163H224L225 166H223V164H222V162H221V165H222L224 168H226V165H227V164H226V163H227V162H226ZM230 157H232V158H230ZM263 157H264V153H263ZM263 157H262V160L264 159ZM38 158H39V157H38ZM51 158H52V157H51ZM98 158H99V157H98ZM111 158H112V156H111ZM117 158H118V157H117ZM122 158L124 159V157H122ZM127 158H128V157H127ZM127 158H126V159H127ZM184 158H185V157H184ZM211 158H212V157H209L210 160H211ZM217 158H218V157H217ZM222 158H221V159H222ZM8 159H9V158H8ZM41 159H42V156L40 157V160H38V161H42ZM53 159H55V157H54ZM53 159H52V160H53ZM56 159H55V160H56ZM62 159H64V158H62ZM76 159H77V158H74V161H75ZM108 159H109V158H108ZM120 159H121V158H120ZM120 159H119V160H120ZM152 159H153V158H151L150 160H152ZM209 159H208V158L205 159L206 163H205V161L203 162V164H204V163L206 164V165L204 164V165H205V168H207L206 166H208V165H207V162H208V163L210 162V163H209L210 167L212 166V165H211V161H209ZM218 159H219V158H218ZM223 159H222V161H223ZM244 159H245V158H244ZM247 159H248V158H247ZM258 159H259V160H257V161H261L260 158H258ZM43 160H44V159H43ZM59 160H60V159H59ZM66 160H67V159L65 158V162H66ZM77 160H78V159H77ZM91 160H92V159H91ZM99 160H100V159H99ZM102 160H103V159H102ZM109 160H110V159H109ZM111 160H112V159H111ZM158 160H159V159H158ZM158 160H157V163L159 162ZM207 160H208V161H207ZM230 160H231V161H230ZM249 160H250V159H249ZM7 161H8V160H7ZM47 161H49V160H47ZM71 161H72V160H71ZM95 161H96V160H95ZM95 161H94V162H95ZM100 161H101V160H100ZM112 161H113V160H112ZM115 161H116V160H115ZM146 161H148V160H146ZM152 161H155V160H152ZM152 161H151V162H152ZM212 161H214V160H212ZM215 161H216V160H215ZM244 161H245V160H244ZM257 161L255 160L256 163L252 162V164L254 163L255 166H256L257 169H258V162H257ZM0 162H2V161H0ZM4 162H5V161H4ZM34 162H35V161H34ZM53 162H54V161H53ZM65 162H64V165H65ZM80 162H81V161H80ZM80 162H79V163H80ZM110 162H111V161H110ZM113 162H114V161H113ZM122 162L124 163V161H122ZM122 162H121V164H122ZM151 162L149 161V163H151ZM41 163H45V164H46V161H45V162H41ZM50 163H51V162H49L48 164H50ZM59 163H60V161H59ZM77 163H78V162H77ZM77 163H76V162H73L72 165H71V164H69V165H71V167H72L73 164H74V165L76 164L75 166H77ZM90 163H91V162H90ZM97 163H100V162H97ZM117 163H118V162H117ZM144 163H145V162H144ZM215 163H216V162H215ZM262 163H263V161H262ZM55 164H56V163H55ZM85 164H86V163H85ZM85 164H84L83 166H85ZM95 164H96V163H95ZM110 164H112V163H110ZM114 164H115V163H114ZM121 164H119V165H121ZM230 164H231V163H230ZM245 164H246V163H245ZM254 164H253V165H254ZM259 164H260V162H259ZM263 164H264V163H263ZM36 165H37V164H36ZM36 165H34V166H36ZM50 165H51V164H50ZM50 165H49V167H50ZM78 165H79V164H78ZM87 165H89V167H90V164H87ZM87 165H86V166H87ZM106 165H107V164H106ZM106 165H105V166H106ZM115 165H116V164H115ZM122 165H123V164H122ZM178 165H179V164H178ZM178 165L175 167L176 170H177V167H178V169L180 168V165H179V166H178ZM204 165H203V166L201 165V166H202L203 169L205 170ZM249 165H251V164H249ZM30 166H31V165H30ZM34 166H32V168H33ZM44 166H46V165H44ZM51 166H52V165H51ZM59 166H62V165H59ZM66 166H68V165H66ZM92 166H93V165H92ZM94 166H95V165H94ZM150 166H151V165H150ZM154 166H155V168H156L157 164L154 165ZM154 166H151V167L149 168V170L147 171V174H145V175H143V176L141 177L140 182H139L140 187L138 188V191L135 193V197L143 196V195L146 193L145 191L148 190V189L151 187V185H152L154 179L156 178V175H155V168H154ZM222 166H220V167H221L222 169H224ZM246 166H247V165H246ZM251 166H252V165H251ZM251 166H249V168H247V167H246V168H247L248 170H250L251 168L254 169V168H253L254 166H252V167H251ZM40 167H41V166H40ZM103 167H104V166H103ZM114 167H115V166H113V169H115ZM181 167H182V166H181ZM202 167H201V168H202ZM210 167H209V169H210ZM228 167H229V166H228ZM250 167H251V168H250ZM34 168H36V167H34ZM38 168H39V166H38ZM46 168H47V167H46ZM64 168H65V167H64ZM73 168H74V166L72 167V170H73ZM75 168H76V167H75ZM104 168H106V167H104ZM104 168H103V169L101 168V170L103 171ZM117 168H118V167H117ZM183 168H184V167L180 168L179 170H181V169H183ZM217 168H218L217 171H220L221 168H220V169H219V167H217ZM30 169H31V168H30ZM48 169H49V168H48ZM55 169H56V168H55ZM59 169H60V168H59ZM62 169H63V168H62ZM84 169H86V168H84ZM88 169H89V168H88ZM88 169H86V171H87ZM92 169H93V168H92ZM110 169H111V168H110ZM127 169H128V168H127ZM169 169H170V168H169ZM215 169H216V168H215ZM35 170L38 171L39 169H38V170L35 169ZM43 170H44V168H43ZM43 170H42V171H43ZM70 170H71V169H69V171H70ZM72 170H71V171H72ZM111 170H112V169H111ZM124 170H125V169H124ZM129 170H130V169H129ZM199 170H200V169H199ZM204 170H203V171H204ZM210 170H212V167H211ZM49 171H50V170H49ZM60 171H61V170H60ZM62 171H63V170H62ZM62 171H61V172H62ZM67 171H68V170H67ZM69 171H68V172H69ZM82 171L85 172V170H82ZM82 171H81V172H82ZM91 171H92V170H91ZM93 171H94V170H93ZM99 171H100V170H99ZM107 171L110 172V170H107ZM177 171H178V170H177ZM201 171H202V169L200 170V172H201ZM225 171H226V170H225ZM245 171H247V170L245 169ZM245 171H244V172H245ZM31 172H32V171H30V173H31ZM33 172H34V169H33ZM33 172H32V173H33ZM47 172H48V171H47ZM47 172H45V173H46V178L48 177V176H47ZM50 172H51V171H50ZM61 172H60V174H61ZM65 172H66V171H65ZM88 172H89V171H88ZM103 172H104V171H103ZM103 172H102V173H103ZM126 172H128V171H126ZM200 172H198V173H200ZM206 172H208V171H204V175H205V174L207 175ZM220 172H221V171H220ZM220 172H219V174H220ZM251 172L253 173V172H255V171H252V170H251ZM32 173H31V174H32ZM35 173H37V172H35ZM48 173H49V172H48ZM54 173H56V172H54ZM54 173H53V174H54ZM63 173H64V172H63ZM66 173H67V172H66ZM79 173H80V172H79ZM79 173H78V174H79ZM82 173H83V172H82ZM98 173H99V172H98ZM104 173H106V172H104ZM104 173L101 174V175L105 176L106 174H104ZM208 173H209V172H208ZM211 173H212V171H211ZM224 173H225V172H224ZM252 173H250V174H251V177H253V176H252V175H253ZM256 173H257V170H256ZM28 174H29V173H28ZM42 174H43V172H42ZM57 174H59V173H56V175H57ZM68 174H69V173H68ZM80 174H81V173H80ZM83 174H84V173H83ZM83 174H82V176H81L82 178H83V176H84ZM142 174H143V173H142ZM215 174H216V172H215ZM219 174H218V175H219ZM243 174H244V177H243V175H240V176L243 177V178H245V175H246V174L249 175L248 171H247V173H243ZM33 175H34V174H33ZM40 175H41V174H40ZM63 175L65 176V174H63ZM74 175H75V174H74ZM74 175H73V176H74ZM108 175H109V173H108ZM108 175H106V177H108ZM179 175H180V174H179ZM206 175H205V176H206ZM212 175H213V174H212ZM263 175H264V174H263ZM34 176H35V175H34ZM66 176H68L67 178L70 177V176L67 175V174H66ZM75 176H76V175H75ZM75 176H74V177H75ZM77 176H78V175H77ZM92 176H93V175H92ZM174 176H175V174H174ZM197 176L199 177V174H197ZM200 176H201V175H200ZM205 176H204V179H203V180L206 179ZM238 176H239V175H238ZM240 176H239V177H240ZM246 176H247V175H246ZM29 177H30V176H29ZM39 177H40V176H39ZM96 177H97V176H96ZM101 177H102V176H100L99 178L102 180ZM209 177H210V176H209ZM239 177H238V178H239ZM43 178H44V177H43ZM71 178H72V177H71ZM71 178H70V179H71ZM92 178H93V177H92ZM103 178H104V177H103ZM178 178H179V176H178ZM202 178H203V176H202ZM210 178H211V177H210ZM220 178L222 179V177H220ZM263 178H264V177H263ZM33 179H34V178H33ZM40 179H42V178H40ZM77 179H81V178H80V177H79V178L77 177L76 180H77ZM223 179L225 180V178H223ZM228 179H229V177H228ZM236 179H237V176L235 177V182H234V184H235V185H236V184L238 185L237 181L239 182L240 179H242V178L237 179V181H236ZM246 179H248V178H246ZM261 179H262V178H261ZM64 180H65V179H64ZM64 180H63V183H64ZM68 180H69V179H68ZM94 180H95V179H94ZM188 180H189V179H188ZM191 180H193V179H191ZM194 180H195V182H197V180L200 181V179H198V178H197V180L194 178ZM203 180H202V181H203ZM214 180H215V179H214ZM81 181H83V180H81ZM81 181H80V182H81ZM95 181H97V180H95ZM102 181H103V180H102ZM211 181H212V180H211ZM233 181H234V180H233ZM29 182H30V181H29ZM29 182H28V183H29ZM40 182H41V180H40ZM42 182H43V180H42ZM66 182H67V181H66ZM188 182H189V181H188ZM213 182H214V181H213ZM226 182H227V181H226ZM240 182L243 184V181H240ZM240 182H239V183H240ZM48 183H49V182H48ZM78 183H79V182H78ZM87 183H88V182H87ZM92 183H94V182L92 181ZM98 183H99V182H98ZM189 183H190V182H189ZM189 183H188V184H189ZM191 183H194V181H192ZM215 183H216V182H214L213 184H215ZM224 183H225V181H224ZM29 184H30V183H29ZM29 184L26 185V186L30 187ZM61 184H62V183H61ZM73 184H74V182H73ZM76 184H77V183H76ZM82 184H84V183H82ZM195 184L199 185L200 183L197 182V183H195ZM203 184H204V183H203ZM203 184H202V185H203ZM228 184H233V183H228ZM234 184L231 185V186H232V187H235ZM242 184H241V185H242ZM260 184H261V183H260ZM42 185H43V183H42ZM55 185H57V184H55ZM58 185L60 186V184H58ZM58 185H57V186H58ZM89 185H90V184H89ZM89 185H87L86 187H89ZM139 185H138V186H139ZM184 185H185V184H184ZM186 185H187V184H186ZM192 185H194V184H192ZM206 185H209V183L206 184ZM243 185H244V184H243ZM254 185H255V184H254ZM257 185H258V184H257ZM263 185H264V184H263ZM263 185H262V186H263ZM37 186H38V185H37ZM37 186H34V187H35V188H38ZM59 186H58V187H59ZM173 186H174V185H173ZM187 186H188V185H187ZM187 186H183V187H186V188H184L183 190L187 189V191H186V190H185V191L182 190V192H181L182 194L179 195L180 197H182L183 195L185 196V194H186L187 192H189ZM231 186H230V188H232ZM252 186H253V185H252ZM28 187H25V189L27 190ZM54 187H55V186H54ZM58 187H56L55 189L63 188V187H59V188H58ZM91 187H93V185H91ZM207 187H208V186H207ZM227 187H228V188H226L225 190H229V191L231 190V191H232V189H229V186H227ZM156 188H157V187H156ZM165 188H166V187H165ZM197 188H198V186H197ZM204 188H205V187H204ZM238 188H241V186L239 185ZM242 188H243V187H242ZM262 188H263V187H261V189H262ZM25 189H23L24 191H21V192L24 193V192L26 191ZM30 189H32V188H30ZM30 189H28L27 191H29ZM50 189H51V188H50ZM87 189H88V188H87ZM191 189H192V187H191ZM191 189H190V190H191ZM194 189H195V191H196V185H195V188L193 187L192 190L194 191ZM209 189H211V188H209ZM219 189H220V188H218V190H219ZM221 189H223V188L221 187ZM221 189H220V190H221ZM39 190H40V189H39ZM60 190H61V189H60ZM85 190H86V189H85ZM88 190H89V189H88ZM88 190H87V192H88ZM163 190H164V189H163ZM171 190H172V189H171ZM202 190H203V188H202ZM205 190H206V188H205ZM207 190H208V188H207ZM225 190H224L223 192H225ZM233 190H234L233 192H234V194H235V191L237 190V188L235 187V189L233 188ZM47 191H48L47 193L50 192V190H47ZM55 191H56V190H55ZM72 191H73V190H72ZM72 191H71V192H72ZM80 191H81V190H80ZM135 191H136V190H135ZM149 191H150V189H149ZM200 191H201V190H200ZM211 191H213V190L211 189ZM221 191H222V190H221ZM229 191H227V192H228L227 195H229ZM231 191H230V192H231ZM256 191H257V190H256ZM258 191H259V189H258ZM21 192H19L20 195H22ZM53 192H54V191H53ZM56 192H57V191H56ZM58 192H59V191H58ZM60 192H61V191H60ZM76 192H77V190H76ZM82 192H84V189H83ZM82 192H78V194H79V193L81 194ZM85 192H86V191H85ZM144 192H145V193H144ZM185 192H186V193H185ZM216 192H218V191L216 190ZM223 192H218V193H220V194L222 193L221 195H223ZM236 192H237V191H236ZM252 192H255V191L252 190ZM19 193H18V194H19ZM25 193H26V192H25ZM63 193H64V192H63ZM143 193H144V194H143ZM184 193H185V194H184ZM203 193H204V192H203ZM208 193H210V191H209ZM212 193L214 194V192H212ZM238 193H239V192H238ZM57 194H59V193H57ZM57 194L55 193L54 195L57 196ZM206 194H207V193H206ZM213 194H212V195H213ZM220 194H219V195H220ZM224 194H225V196H227L226 193H224ZM230 194H233V193L231 192ZM234 194H233V195H234ZM255 194H256V193H255ZM255 194H254V195H255ZM261 194H264V193H260V195H261ZM46 195H47V194H45V195H43V196L41 195V196H42V197H44V196L46 197ZM62 195H64V194H61V195L59 196L60 199L62 198ZM69 195H70V194H69ZM181 195H182V196H181ZM193 195H194V194H193ZM200 195H201V194H200ZM221 195L218 196L219 198L217 197V198L219 199V200L217 201L218 203H219V201L221 200V198H220ZM250 195L252 196L253 194H250ZM260 195H258V197H259ZM41 196H39V197H41ZM52 196H53V195H52ZM64 196H65V195H64ZM76 196H77V195H76ZM184 196H183V199H184ZM188 196H189V194H188ZM194 196H197V194H195ZM202 196H203V195H202ZM204 196H205V195H204ZM207 196H209V195H206V196H205L206 198H204V199H207ZM210 196H211V195H210ZM210 196H209V197H210ZM213 196H214V195H213ZM216 196H217V195H216ZM225 196H224V197H225ZM229 196H230V195H229ZM229 196H228V197H225V198L222 196V198L225 200V199H228ZM251 196H249V198H250ZM22 197H23V196H22ZM33 197H35V196H33ZM79 197H80V196H79ZM79 197H78V198H79ZM180 197H179V199H180ZM190 197H191V196H190ZM211 197H212V196H211ZM260 197H261V196H260ZM71 198H72V196L70 197V199H71ZM141 198H142V197H141ZM185 198L187 199V197H185ZM201 198H202V197H201ZM253 198H254V197H253ZM34 199H35V198H34ZM46 199H48V198H46ZM60 199H59V201H60ZM183 199H182V200H183ZM188 199H189V197H188ZM190 199H192V197H191ZM190 199H189V200H190ZM193 199H196L198 202H200V201L198 200L197 197H196V198H193ZM210 199H211V198H210ZM210 199H209V201H210ZM214 199H215V198H214ZM261 199H262V197H261ZM32 200H33V199H32ZM40 200H41V199L38 198V202H40ZM165 200H166V199H165ZM184 200H185V199H184ZM189 200H187V201L189 202ZM216 200H217V199H216ZM224 200H223V201H220V202H222L221 204H223V203L226 202V200H225V202H224ZM244 200H245V199H244ZM249 200H250V202L247 203V207H242L244 213H245L246 211H248V214H249L250 219H251V218H254V220H255V218H256V219H258V222L260 223V225H264V203H262V205H261V204H257V203L254 201V199H253V201H251L252 199H249ZM255 200H257V199L255 198ZM258 200H260V198H259ZM258 200H257V201H258ZM30 201H31V200H30ZM59 201H58V203H59ZM75 201H76V200H75ZM148 201H149V200H148ZM187 201H185V202H187ZM227 201H228V200H227ZM27 202H28V201H27ZM32 202H33V201H32ZM163 202H164V201L159 202V204H157V203H156V204H157V205H160V203H163ZM188 202H187V204H186V203H185V204H186V205H189V204L191 205V200H190V203H189V204H188ZM214 202L216 203V201H213V203H214ZM230 202H232L231 199H230V201L227 202V203L230 204ZM261 202H264V201H261ZM29 203H31V202H29ZM36 203H37V201H36ZM58 203H57V204H58ZM64 203H65V202H64ZM64 203H63V204H64ZM66 203H67V201H66ZM68 203H70V202H68ZM141 203H142V202H141ZM146 203H147V201H146ZM154 203H155V202H154ZM154 203L152 204V206H154ZM193 203H194V200H193ZM203 203H204V202H203ZM227 203H226V204H227ZM11 204H12V203H10V205H11ZM13 204H14V203H13ZM38 204H40V203H38ZM59 204L63 205L62 202H60ZM139 204H140V203H139ZM178 204H179V203H178ZM182 204H183V202L179 204V207H180V205H182ZM210 204H211V201H210ZM226 204H225V205L223 204V206H221V205L218 204V206H220L221 208H223L224 206H226ZM10 205H9V206H10ZM42 205H43V204H42ZM172 205H173V203H172ZM172 205H171V208H172V210H173ZM174 205H175V203H174ZM174 205H173V206H174ZM176 205H177V200H176ZM176 205H175V206H176ZM194 205H197V202H196V201H195V204H193V206H194ZM216 205H217V204H214V206L212 207V204H211L210 207L212 208V211H211V209H209L210 211H208V208H207V210H206L207 213L205 212V214H207V216H208V213L210 212L209 215H211V212H213V208H214ZM233 205H234V204H233ZM17 206H18V205H17ZM17 206H15V209H16ZM27 206H28V205H27ZM59 206H60V205H59ZM66 206H67V204H66ZM141 206H142V205H141ZM200 206L202 207L201 204H200ZM204 206H205V204H204ZM218 206H216L217 213L220 212V208H218ZM227 206H228V205H227ZM10 207H11V206H10ZM29 207H30V206H29ZM179 207L176 206V208H179ZM184 207H185L184 205H183V208H182V206H181V208H182V209H181V211H182V212H181V213H182V217L184 216V215H183L184 211L188 212L187 210H189L187 207H186L187 210H186V208H184ZM197 207H198V205H197ZM205 207H207V205H206ZM234 207H235V206H234ZM25 208H26V207H25ZM25 208H24V209H25ZM59 208H60V207H59ZM59 208H58V210L61 209V208H60V209H59ZM155 208H156V205L154 206L153 209H152V208L150 209V212H149V213H151L153 210H155ZM176 208L174 207V209L176 210V212L179 213L178 210H177ZM190 208H191V207H190ZM194 208H195V207H194ZM198 208H199V207H198ZM229 208H232V206L228 207L227 210H230ZM245 208H246V210H245ZM255 208H256L257 210H255ZM4 209H6V207H5ZM4 209H3V210H4ZM10 209L12 210V207H11ZM13 209H14V208H13ZM62 209H64V208H62ZM161 209H162V207H161ZM168 209H169V208H168ZM184 209H185V210H184ZM218 209H219V211H218ZM225 209H226V208H225ZM235 209H236V208H235ZM30 210H31V209H30ZM169 210H170V209H169ZM172 210H170V211H172ZM175 210H173L172 212H174ZM192 210H193V209H192ZM221 210H222V209H221ZM233 210H234V209H233ZM9 211H10V210H9ZM31 211H32V210H31ZM141 211H142V210H141ZM158 211H159V210H158ZM202 211H203V210H202ZM204 211H205V210H204ZM235 211H237V210H235ZM235 211H234V212H235ZM7 212H8V211H7ZM25 212H26V211H25ZM28 212H29V210H28ZM28 212H27V214H28ZM57 212H58V211H57ZM57 212H56L55 214H57ZM59 212H60V211H59ZM127 212H128V213H127ZM160 212H161V211H160ZM160 212H158L157 214H159ZM172 212H170V213H172ZM193 212H194V211H193ZM232 212H233V211H232ZM238 212H239V211H238ZM238 212H236V213L238 214ZM241 212H242V211H241ZM241 212H240V213H241ZM4 213H5V212H4ZM19 213H20V212H19ZM61 213H62V211H61ZM119 213L121 214L120 216H122V219H123L125 222H127V223L129 222L128 225H131V224H130V221L134 219L135 213H133L132 211H129V210L126 211L125 208H124V209H121V211H120ZM125 213H127V214H125ZM167 213H169V212L167 211ZM170 213H169V214H170ZM181 213H180V214H181ZM251 213L254 214V217L252 216L253 214H251ZM6 214H8V213H6ZM63 214H64V217H65L66 214H65V213H63ZM63 214H62V215H63ZM72 214H73V213H72ZM72 214H70V215H72ZM123 214H124V215H123ZM194 214H195V213H193V215H194ZM199 214H200V213H199ZM205 214L202 213L201 215L204 216ZM62 215H59V216L61 217ZM70 215H68V216H70ZM173 215L175 216L176 213H173ZM195 215H197V213H196ZM201 215H200V216H201ZM212 215L214 216L215 213H212ZM229 215H231V213H230ZM3 216H4V215H3ZM9 216H10V214H9ZM9 216H7V217H9ZM14 216H15V215H14ZM22 216H23V215H22ZM26 216H27V215H26ZM26 216H24V217L26 218ZM68 216H67V217H68ZM72 216H73V215H72ZM176 216H177V215H176ZM187 216L189 217V214H188ZM187 216H186V217H187ZM191 216H192V215H191ZM191 216H190V217H191ZM200 216H199V217H200ZM205 216H206V215H205ZM0 217H2V216H0ZM73 217H74V216H73ZM142 217H143V216H142ZM142 217H141V218H142ZM169 217H171V216H169ZM177 217H180V216H177ZM196 217H197V216H196ZM208 217H209V216H208ZM211 217H212V216H211ZM245 217H247V216L245 215ZM249 217H247V218H249ZM9 218H11V217H9ZM19 218H20V216H19ZM69 218H70V217H69ZM69 218H68V219H69ZM143 218H144V217H143ZM171 218H172V217H171ZM2 219H3V218H2ZM2 219H1V220H2ZM12 219H13V218H12ZM12 219H11V220H12ZM15 219H16V217H15ZM20 219H21V218H20ZM20 219H19V220H20ZM26 219H27V218H26ZM26 219H24V221H25ZM61 219H62V217H61ZM61 219L59 218V220H61ZM72 219H74V218H72ZM75 219H76V218H75ZM75 219H74V220H75ZM149 219H150V218H149ZM172 219H173V218H172ZM172 219L170 220V218H169V220L171 221V224H173V223H172ZM179 219H180V218H179ZM5 220H6V219H5ZM11 220H9V221H7V222H10ZM69 220H70V219H69ZM145 220H146V219H145ZM175 220H176V219H175ZM175 220H174V221H175ZM222 220H223V219H222ZM225 220H227V219H225ZM252 220H253V219H252ZM2 221H3V220H2ZM2 221H0V223H1ZM12 221H13V220H12ZM24 221H23V222H24ZM71 221H73V220H71ZM134 221H135V220H134ZM166 221H167V220H166ZM166 221H165V222H166ZM176 221H178V219H177ZM247 221H249V220H247ZM250 221H251V220H250ZM256 221H257V220H256ZM256 221H255V222H256ZM5 222H6V221H3L2 223L4 224ZM14 222H15V221H14ZM16 222H18V221H16ZM27 222H28V221L26 220V223H27ZM74 222H75V221H74ZM132 222H133V221H132ZM148 222H150V221H148ZM10 223H11V222H10ZM80 223H81V222H80ZM143 223H144V222H143ZM145 223H146V222H145ZM177 223H178V222H177ZM177 223H176V225H177ZM182 223L184 224L183 221H182ZM234 223H236V222H234ZM248 223H249V222H248ZM248 223H247V224H248ZM252 223H253V221H252ZM3 224H0V226L3 225ZM7 224H8V223H7ZM15 224L18 225V223H15ZM19 224H20V223H19ZM72 224H73V223H72ZM74 224H75V223H74ZM76 224H77V223H76ZM122 224H123V223H122ZM168 224H169V223H168ZM195 224H196V223H195ZM200 224H201V223H200ZM206 224H207V223H206ZM206 224H205L204 226H202V227L205 228ZM227 224H228V223H227ZM230 224H231V222H230ZM230 224H229V225H230ZM240 224H242V223H240ZM5 225H6V223H5ZM5 225H3V226H5ZM12 225H13V224H12ZM22 225H24V224H22ZM22 225H19V226H22ZM77 225H78V224H77ZM97 225H98V224H97ZM176 225H175V226H176ZM191 225H194V224L192 223ZM251 225H252V224H251ZM3 226H1L0 228L2 229ZM19 226H18V227H19ZM27 226H28V224H27ZM30 226H31V224H30ZM125 226H127V225H125ZM125 226H124V229H125ZM147 226H148V225H147ZM147 226H146V227H147ZM168 226H170V224H169ZM172 226H173V225H172ZM209 226H210V225H209ZM219 226H220V225H219ZM223 226L226 228L225 225H223ZM10 227H12V226H10ZM18 227L15 228V229H21L20 227H19V228H18ZM24 227H25V226H24ZM24 227H22V228L24 229ZM76 227H77V226H76ZM98 227H99V226H98ZM100 227H102V226H100ZM165 227H166V226H165ZM181 227H183V225H182ZM190 227H191V226H190ZM233 227H234V226H233ZM237 227H241V226H238V225H237ZM4 228H5V227H4ZM25 228H26V227H25ZM126 228H127V227H126ZM144 228H145V227H144ZM147 228H148V227H147ZM168 228H169V227H167V230H168ZM198 228H199V226H198ZM198 228H197V230L199 231L200 228H199V229H198ZM204 228H203V229H204ZM227 228H228V227H227ZM227 228H226V229H227ZM231 228H232V227H231ZM234 228H235V227H234ZM8 229H9V228H8ZM95 229H97V228H95ZM98 229L100 230V228H98ZM185 229H186V228H185ZM203 229H202V230H203ZM205 229H206V228H205ZM232 229H233V228H232ZM232 229H231V230H232ZM242 229H244V227L241 228V230H242ZM11 230H12V229H11ZM125 230H126V229H125ZM128 230H129V229H128ZM145 230H146V229H145ZM180 230H184V229H183V228H182V229L180 228ZM187 230H188V231L191 230L190 233H189V237H188V238L191 239V240L187 239V238H186L187 236H185V238H186V242H187L188 245H189V243L191 244L192 241H193V240H192V237H191L190 235L194 233L195 236H196V231H197V230H196V229L192 230V229H189V228H188ZM19 231L21 232L22 229L19 230ZM27 231H29V229H27L26 232H27ZM188 231H187V232H188ZM192 231H194V232L191 233ZM228 231H229V230H228ZM243 231H244V230H243ZM1 232H3V230L0 231V233H1ZM26 232H25V233H26ZM163 232H164V230H163ZM178 232H179V231H178ZM178 232H177V233H178ZM184 232L187 233L186 231H184ZM229 232H230V231H229ZM241 232H242V231H241ZM18 233H19V232H18ZM167 233H169V232H167ZM2 234H3V233H2ZM20 234H21V233H20ZM173 234H176L175 231H173ZM173 234H172V235H173ZM179 234H180V233H179ZM194 234H193V236H194ZM228 234H230V233H228ZM160 235H161V234H160ZM184 235H185V234L183 233L182 236H184ZM74 236H75V235H72V237H74ZM175 236H176V235H175ZM202 236H204V235L202 234ZM26 237H27V235H26ZM162 237H163V236H162ZM166 237H168V235H166ZM173 237H174V236H173ZM190 237H191V238H190ZM197 237H198V234H197V236H196L195 238H197ZM185 238H182V237H181V239H183V240L180 241V239H179L180 243L184 242V241H185ZM235 238H236V237H235ZM164 239H165V238H164ZM176 239H177V237H176ZM197 239H198V238H197ZM197 239L194 240V242L197 241ZM201 239H202V237H201ZM201 239H200V240H201ZM222 239H223V238H222ZM243 239H244L243 241H239L240 243H239V245L237 246L238 249H239V250H238V251H239V256H241L240 259H243V263H242V264H249L251 261H253V257H250V255L247 254V252H246V250H245V248H244V246L246 245V241H247L248 237L245 236V238H243ZM34 240H35V239H34ZM160 240L162 241L163 239H159V241H158V242L161 244L162 242H161ZM177 240H178V239H177ZM202 240H203V239H202ZM252 240H253V239H252ZM179 241H178V243H179ZM189 241H191V242H189ZM227 241H228V240H227ZM237 241H238V240H237ZM92 242H93V239H91V238H85V239H84V243H85V245H84L85 249L83 248V251L85 250V251H84V254H85V256H84V262H87V263H90V262L92 263V255H93V243H92ZM248 242H249V241H248ZM36 243H38V242H36ZM170 243H173V242H170ZM174 243H175V242H174ZM205 243H206V242H205ZM209 243H210V242H209ZM220 243L222 244V241H221ZM162 244H163V243H162ZM194 244H195V243H194ZM199 244H200V243H199ZM199 244H198V245H199ZM207 244H208V243H207ZM171 245H172V244H171ZM180 245H181V248L183 249V246H182V245H184V243H182V244H180ZM180 245H179V246H180ZM203 245L205 246L204 243H203ZM177 246H178V245H176V249H177V251H176V249H175L174 247H171V248H173V250H171L172 253H173V258H174V255L176 256V255H177L176 253L179 252L178 250L181 249L179 246H178V248H177ZM220 246H221V245H219V247H220ZM225 246H226V245H225ZM153 247H154V245L152 246V248H153ZM163 247H164V245H163ZM185 247H186V245H185ZM210 247H211V246H210ZM150 248H151V246H150ZM179 248H180V249H179ZM230 248H231V247H230ZM78 249H79V248H78ZM157 249H158V248H156V251H157ZM163 249H164V248H163ZM182 249H181V250H182ZM188 249H189L188 251H190V247H189V246H188ZM209 249H212V247L209 248ZM217 249H218V248H217ZM223 249H224V248H223ZM223 249H222V251H224ZM158 250H159V249H158ZM174 250H175V251H174ZM198 250H199V249H198ZM231 250H234V249H231ZM235 250H236V248H235ZM244 250H245V251H244ZM156 251H155V252H156ZM173 251H174L175 253H174ZM213 251H214V250H213ZM157 252H159V251H157ZM186 252H187V251H186ZM219 252H220V251H219ZM228 252H229V251H228ZM172 253H171V255L169 254V257L172 256ZM184 253H185V252H184ZM184 253H182V254H184ZM188 253H189V252H187V254H188ZM193 253H194V252H193ZM193 253H191V254H193ZM206 253H207V252H206ZM232 253H233V252H232ZM75 254H78V255H79L80 253L77 252V253H75ZM187 254H186V255L184 254V256H185V257L188 256ZM220 254H221V253H220ZM160 255H161V254H160ZM210 255H211V254H210ZM75 256H76V255H75ZM79 256H81V255H79ZM148 256H149V255H148ZM148 256H147V257H148ZM157 256H158V255H157ZM205 256H207V255H205ZM208 256H209V255H208ZM180 257H181V255H180ZM211 257H212V256H211ZM211 257L209 256L208 258H211ZM175 258H177V256H176ZM175 258H174V259H175ZM181 258H182V259H181ZM181 258H180V259H181V261H182L184 258H183V257H181ZM191 258H192V257H191ZM193 258H194V257H193ZM198 258H199V257H198ZM78 259H79V258H78ZM170 259H171V258H170ZM170 259H169V260H170ZM193 260H194V259H193ZM195 260H196V259H195ZM77 261L80 262L81 260H77ZM171 261H172V260H171ZM174 261H175V260H174ZM183 261H184V260H183ZM210 261H211V260H210ZM210 261H209V262H210ZM214 261H215V260H214ZM79 262H78V263H79ZM207 262H208V261H207ZM263 262H264V256H262V257L259 259V263H260V264H264ZM81 263H82V262H81ZM179 263H180V261H179ZM181 263H182V262H181ZM202 263H203V261H202ZM84 264H85V263H84ZM175 264H176V262H175Z\"/></svg>",
	"mask_w": 264,
	"mask_h": 264
}]
</instances>
